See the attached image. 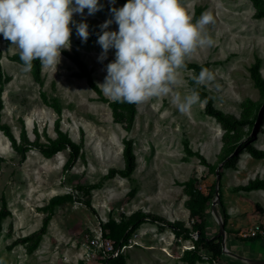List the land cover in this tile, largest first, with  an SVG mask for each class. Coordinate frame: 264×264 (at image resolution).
I'll return each mask as SVG.
<instances>
[{"label": "rangeland", "instance_id": "obj_1", "mask_svg": "<svg viewBox=\"0 0 264 264\" xmlns=\"http://www.w3.org/2000/svg\"><path fill=\"white\" fill-rule=\"evenodd\" d=\"M186 2L193 16L198 7L203 8L202 13L211 12L213 21L206 26L205 34L214 40L210 46L198 47L187 60L208 65L215 80L201 84L200 88L213 99L216 108L239 118L249 101L261 99L251 67L259 58L264 78V0ZM110 18H113L111 12L88 15L85 9L84 14H74L73 24L91 21L103 31L101 25ZM110 29L118 30V24L114 22ZM71 44L70 49L62 51L57 67L43 66V90L49 98H58L61 102L62 128L75 141L84 140V155L68 171L64 170V164L69 150L46 158L37 149H31L23 160L0 131V208L4 197L12 213L2 221L0 264H105L103 254L91 245V240L100 234L103 238H112L119 225L138 211L180 222L191 234L188 239L171 236L165 231L169 229L167 225L146 221L120 247L126 264H185L181 259L183 251L193 247L194 226L201 219L190 216L186 206L189 196L183 183L194 181L196 189L211 195L218 169L221 201L217 211L223 220L227 217V248L247 258L264 260V238L259 236L261 240L250 241L253 237L243 236L255 224L264 225V190L239 189L252 179L264 180V159L254 158L243 149L237 157L231 155L219 163L224 146L221 124L205 113V103L201 100L190 112L182 113L173 99L177 91L183 97L194 90L190 85L194 70L180 69L182 83L172 94L138 103L135 123L126 131L123 125L114 122L109 105L96 100L97 94L86 79L73 76L78 68L65 54V51L79 52L103 90L101 84L107 76V64L115 59V49H110L107 58L101 60L103 49L98 40L84 42L77 31L72 32ZM0 49L3 69L12 76L4 91L2 121L11 126L18 138L22 120L31 140L36 138L35 129L42 142L47 141L46 135L56 137L58 115L44 104L41 87L31 71H24L23 65L9 59L19 49L2 33ZM247 133L248 127H245L242 136L247 137ZM124 138L134 141L135 172L129 178L119 174L106 178L110 170L125 167ZM185 142L193 151L204 155L216 172L202 165L199 157L188 154ZM252 144L264 149V126ZM64 195H72L74 201L54 209L47 233L35 251L29 253L25 244L14 243L39 230L47 215L42 207ZM86 201L91 202L94 210L87 207ZM213 201L208 203L204 221L209 238L217 237L220 231ZM202 253L211 256L205 249ZM197 264H208V260L205 258ZM219 264L249 263L225 253Z\"/></svg>", "mask_w": 264, "mask_h": 264}, {"label": "clouds", "instance_id": "obj_2", "mask_svg": "<svg viewBox=\"0 0 264 264\" xmlns=\"http://www.w3.org/2000/svg\"><path fill=\"white\" fill-rule=\"evenodd\" d=\"M102 7L100 0H0V33L19 49L24 71H30L37 59L42 66L57 67L62 51L72 46L74 14L87 9L92 15ZM110 11L113 18L101 25L98 43L103 49L101 60L115 49V59L107 64L101 84L113 100L141 103L172 94L182 83L180 69L186 67L188 56L198 47L214 44L205 34L213 21L211 12L194 20L186 0H127ZM114 22L118 30L110 29ZM76 31L87 42L86 20L76 24ZM193 79L206 84L215 80V74L202 67ZM173 99L180 112L188 113L200 101V94L193 90L182 97L177 91Z\"/></svg>", "mask_w": 264, "mask_h": 264}, {"label": "trees", "instance_id": "obj_3", "mask_svg": "<svg viewBox=\"0 0 264 264\" xmlns=\"http://www.w3.org/2000/svg\"><path fill=\"white\" fill-rule=\"evenodd\" d=\"M122 3H126L127 0H115ZM103 7L97 12H111L110 9L115 7H121V5L109 1V0H100ZM96 12V13H97ZM203 12L202 7H198L193 16L194 20L198 19ZM112 13V12H111ZM89 23V32L90 36L88 38V42H93L98 40V35L102 33L100 26L91 21H87ZM75 22L72 24L73 32H76V24ZM65 54L75 63L78 68V71L74 73L73 76L77 78L86 79L88 85L96 92L97 98L96 100L102 101L109 105L112 110V116L115 123L123 125L126 131H130L135 123L136 115H137V105L138 103H128L126 101L121 102L113 99H109L104 94L102 88L95 81L93 77V72L89 68L88 64L81 57L80 53L75 51L74 53H70L65 51ZM3 52L0 49V131L9 139L12 148L14 151L19 153L22 159H26V154L31 149H37L41 152V154L46 158H52L58 153L69 150V157L64 164V170L68 171L72 169L75 163L83 157V149H84V140L81 142L75 141L68 132L64 131L62 128V115H63V107L58 98H49L47 93L43 90L44 87V79L43 77V66L39 59L33 61V67L30 70L33 76L34 81L40 85L41 91L40 96L47 106L51 107L55 113L58 115V118L55 121V132L56 137H50L46 135L47 141L42 142L40 140V134L35 129L36 138L35 140H31L26 122L22 120V127L19 138L14 134L12 128L7 123L2 121V114L5 108L4 101V91L6 85L12 80V76L7 74L2 65ZM9 59L15 61L24 66V62L20 59L19 52L14 53L9 56ZM207 64H198L196 62H189L186 59V68L192 69L195 72V75L200 73L202 67H207ZM261 60L257 58L256 62L251 67V75L255 82V85L260 90L261 99L256 102H250L247 105V109L243 115L239 118H234L228 116L222 110L216 108L214 106L213 99L209 97L201 88V84H197V82L193 79H190L191 87L198 91L200 94V100L205 103V113L213 118H215L224 129L223 140V155L221 156L219 163H223L228 157L232 155V158L237 157L239 155V150L247 149L249 154L254 158L264 159V149H260L252 144V141L256 138L257 132L262 131V127L264 126V78L260 73ZM248 127L247 137L242 136L243 129ZM123 157L125 161V167L122 170L112 169L106 176V178H112L116 174L121 175L124 178H129L135 172L137 167V158L134 151V141L132 139H123ZM185 150L190 155H195L199 157L202 165L209 168L211 172H216L214 165L210 163L204 155L200 152L193 151L188 142H185ZM194 181H187L183 183L185 186L186 194L189 196V200L187 201V208L190 211V216L192 218L201 219L200 224H196L194 226L195 233L199 234L196 236V239L193 241V247L190 249H186L182 254V261L185 264H197L199 262H203L205 258L208 260V264H219L220 259L225 256V252L222 247V238L215 237L209 238L206 234V230L204 228V221L206 220L207 210L209 208L208 203L211 200H214L216 197V183L214 184V190L211 195H206L201 190L196 189L194 187ZM96 187V185L92 186ZM80 189H84L83 187H79ZM240 190H264V180L261 179H252L246 185H240ZM67 201H74L72 195H64L53 198L49 204L42 207V211L46 212L47 215L44 218L43 224L41 228L35 233H31L30 235L21 237L15 244L22 243L27 246V251L32 253L38 248L43 236L47 233V229L49 226V222L52 219V215L54 209L62 205ZM87 207L94 210L91 202L86 201L85 203ZM12 213L8 208L7 201L3 197L2 205L0 208V231L3 229L2 221L10 216ZM146 221L151 222H160L162 224L167 225L175 234L176 237H184L190 238V230L185 227V225L176 221H169L163 217L145 213L143 211H138L134 213L131 218L128 219L127 222L123 223L119 228L115 235H113V240L116 243V247L118 245L126 244V241L130 238V236ZM225 225H227V217H224ZM111 238V239H112ZM261 240V237H253L250 241ZM202 249L210 252L211 256L203 255ZM207 254V253H206ZM105 264H126V258L124 255H119L118 257L111 258L110 256L104 257Z\"/></svg>", "mask_w": 264, "mask_h": 264}, {"label": "built area", "instance_id": "obj_4", "mask_svg": "<svg viewBox=\"0 0 264 264\" xmlns=\"http://www.w3.org/2000/svg\"><path fill=\"white\" fill-rule=\"evenodd\" d=\"M197 236V234H196ZM245 237H257L261 236L264 238V225L255 224L250 231L243 233ZM91 245L98 248L104 257L110 256L111 258L118 257L122 254L123 249L120 248L121 244L116 247V243L111 238H103L102 234L96 235L91 240ZM126 244H124L125 246Z\"/></svg>", "mask_w": 264, "mask_h": 264}, {"label": "water", "instance_id": "obj_5", "mask_svg": "<svg viewBox=\"0 0 264 264\" xmlns=\"http://www.w3.org/2000/svg\"><path fill=\"white\" fill-rule=\"evenodd\" d=\"M217 175V183H216V197L212 203V209H213V213L215 215V217L217 218L219 227H220V231L217 234V237H221L222 238V247H223V251L229 255H232L238 259L244 260L249 264H264V260H259V259H251V258H247L245 256L242 255H238L236 253L231 252V250H229L226 246L225 243V239H226V225L225 222L222 218V216L220 215V213L217 211V205H219L221 199H220V193H219V181H220V171L219 169L216 172ZM199 236V234H197V237Z\"/></svg>", "mask_w": 264, "mask_h": 264}, {"label": "crops", "instance_id": "obj_6", "mask_svg": "<svg viewBox=\"0 0 264 264\" xmlns=\"http://www.w3.org/2000/svg\"><path fill=\"white\" fill-rule=\"evenodd\" d=\"M143 225H145V224H143ZM165 231H168V234H170L171 236H174V233H173V231L169 228V229H167V230H165ZM144 232V229L141 231V234Z\"/></svg>", "mask_w": 264, "mask_h": 264}]
</instances>
